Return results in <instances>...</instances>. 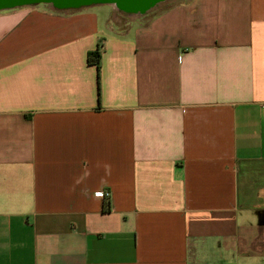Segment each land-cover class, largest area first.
<instances>
[{
    "label": "crops",
    "instance_id": "0c3cea01",
    "mask_svg": "<svg viewBox=\"0 0 264 264\" xmlns=\"http://www.w3.org/2000/svg\"><path fill=\"white\" fill-rule=\"evenodd\" d=\"M127 17L0 11V264H264V0Z\"/></svg>",
    "mask_w": 264,
    "mask_h": 264
},
{
    "label": "water",
    "instance_id": "95a60500",
    "mask_svg": "<svg viewBox=\"0 0 264 264\" xmlns=\"http://www.w3.org/2000/svg\"><path fill=\"white\" fill-rule=\"evenodd\" d=\"M166 1L169 0H0V11L37 4H48L58 10L108 4L123 15L137 17L148 13L158 4Z\"/></svg>",
    "mask_w": 264,
    "mask_h": 264
},
{
    "label": "trees",
    "instance_id": "16d2710c",
    "mask_svg": "<svg viewBox=\"0 0 264 264\" xmlns=\"http://www.w3.org/2000/svg\"><path fill=\"white\" fill-rule=\"evenodd\" d=\"M174 2H175V1H174ZM174 2H173V3H174ZM168 7H169V5H168V6H165L164 8H162V9L156 11V12H153V13L150 14L149 16L146 15V14H148V13H146V14H144V15H140V16L138 17V20H139L140 22H146L147 19H148L149 17H151V16H153V15H155V14L161 12L162 10H164V9H166V8H168ZM100 55H101V52H100V47H99V46H97L94 50L89 51L88 54H87V62H88L89 64L95 66L97 73H98V70H99V67H100Z\"/></svg>",
    "mask_w": 264,
    "mask_h": 264
},
{
    "label": "rangeland",
    "instance_id": "374dc122",
    "mask_svg": "<svg viewBox=\"0 0 264 264\" xmlns=\"http://www.w3.org/2000/svg\"><path fill=\"white\" fill-rule=\"evenodd\" d=\"M177 2V1H180V0H169V1H166V2H162V3H160V4H158L156 7H154L152 10H150L149 12H148V14H146L147 16H149L150 14H152L153 12H156V11H158V10H160V9H162V8H164L165 6H170L171 4H174L173 2ZM38 5V4H37ZM39 5H41V4H39ZM96 5H98V4H96ZM104 5V4H103ZM106 5V4H105ZM131 16H128L127 18L128 19H126V21H130L131 20V18H130ZM139 16H137V18H138ZM140 22V21H139Z\"/></svg>",
    "mask_w": 264,
    "mask_h": 264
},
{
    "label": "built area",
    "instance_id": "2783aa9c",
    "mask_svg": "<svg viewBox=\"0 0 264 264\" xmlns=\"http://www.w3.org/2000/svg\"><path fill=\"white\" fill-rule=\"evenodd\" d=\"M109 194L107 192H104V191H96L95 192V196L97 197H105V196H108Z\"/></svg>",
    "mask_w": 264,
    "mask_h": 264
}]
</instances>
